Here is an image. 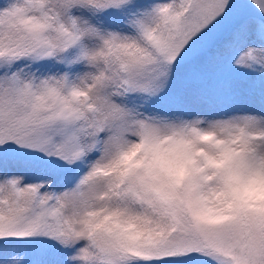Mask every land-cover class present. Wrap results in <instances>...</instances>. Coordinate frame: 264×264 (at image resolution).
I'll return each instance as SVG.
<instances>
[{
  "label": "snow or ice",
  "instance_id": "6c2138e0",
  "mask_svg": "<svg viewBox=\"0 0 264 264\" xmlns=\"http://www.w3.org/2000/svg\"><path fill=\"white\" fill-rule=\"evenodd\" d=\"M0 264H264V0H0Z\"/></svg>",
  "mask_w": 264,
  "mask_h": 264
}]
</instances>
